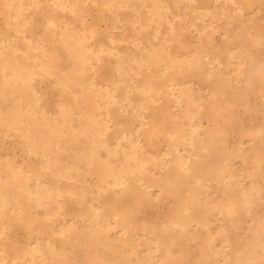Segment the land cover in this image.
Here are the masks:
<instances>
[{
	"label": "bare ground",
	"instance_id": "1",
	"mask_svg": "<svg viewBox=\"0 0 264 264\" xmlns=\"http://www.w3.org/2000/svg\"><path fill=\"white\" fill-rule=\"evenodd\" d=\"M216 1L0 0V264H264V0Z\"/></svg>",
	"mask_w": 264,
	"mask_h": 264
},
{
	"label": "rangeland",
	"instance_id": "2",
	"mask_svg": "<svg viewBox=\"0 0 264 264\" xmlns=\"http://www.w3.org/2000/svg\"><path fill=\"white\" fill-rule=\"evenodd\" d=\"M223 0H219V1H216V3L217 4H219L220 2H222ZM42 5V6H41ZM45 5H46V3H45ZM44 5V7H45V9L47 8V6H45ZM48 5V4H47ZM40 6L41 7H43V3L42 4H40ZM44 7H43V9H44ZM92 13H93V15L95 14V9H94V11H92L91 12V14H89L88 16H89V18L91 19V17L93 16L92 15ZM39 14V15H38ZM37 15H34V19H36V20H41V17L40 16H42V13L40 12V13H38ZM41 14V15H40ZM36 17H38V18H36ZM0 18L2 19L1 21H0V28H3L4 27V20H3V17H2V15H0ZM37 24V23H36ZM100 24L103 26L104 25V21L102 20V19H100ZM37 26H39V25H37ZM225 27V28H224ZM224 27H221V29L220 30H217V31H215V33L212 35V36H214L213 38H215V39H218V41H220L221 40V37H222V33H223V31H225V29H226V26H224ZM230 27V26H229ZM229 27H227V28H229ZM185 34H186V39H188V40H193L194 39V32L193 31H190V30H188V31H186L185 32ZM216 35V36H215ZM190 36V37H189ZM252 50H254V49H252ZM255 96L256 95H254V97H253V99L254 100H257L258 98L256 97L255 98ZM48 98L50 99V101L51 102H53V101H55L57 98H58V95L57 94H55V93H50V94H48ZM258 102H260L259 100H257ZM235 109H237V107L235 108ZM238 110V109H237ZM241 112H242V110H241ZM125 113H126V111H125ZM246 117H248L247 119H246V123L247 122H249L250 124H253V123H255V122H258V121H260L261 119H262V116L261 115H254V114H252V113H246V115H245ZM123 124V123H122ZM142 136V137H141ZM237 136H238V134L237 133H235V134H232V136L230 137V139H231V143H233L236 139H237ZM8 137H10L9 139H7ZM139 138H140V144L144 147V145H145V147L146 146H148V143H147V138L146 137H144L143 136V134L142 135H140L139 136ZM158 138V139H157ZM160 138L162 139V140H160ZM160 138L159 137H155V143H156V145L157 146H164V141L165 140H163L164 139V136L163 135H161L160 136ZM1 139L3 140V142H4V147L5 148H8V149H11V146L10 145H12V144H10L11 142L13 143V138L11 137V136H6V138H4L3 136L1 137ZM10 141V143L9 142H7V141ZM143 140V141H142ZM144 140L146 141V142H144ZM160 141V142H159ZM142 142V143H141ZM9 143V144H8ZM9 145V146H8ZM17 154H18V152H17ZM250 157L252 158V155H250ZM158 202H159V200H158ZM161 202H159V203H157V202H155V204H153V206H154V209H152V207L151 208H146L144 211H143V216L145 217V219L146 220H148V221H151V222H155L158 218H161V217H158V212H159V214L160 215H162V216H164V213H165V211H166V204H162ZM155 205L157 206V207H155ZM159 205V206H158ZM164 206V207H163ZM160 207V208H159ZM161 207H163V209H165V210H163ZM159 208V209H158ZM162 209V210H161ZM155 210H158V212L157 211H155ZM13 233H14V235L16 234V236L18 237V238H20V239H24V237H25V232L22 230V229H19L18 227H16V229H15V227L13 228ZM23 232H24V234H23ZM19 234V235H18ZM24 237H23V236Z\"/></svg>",
	"mask_w": 264,
	"mask_h": 264
}]
</instances>
